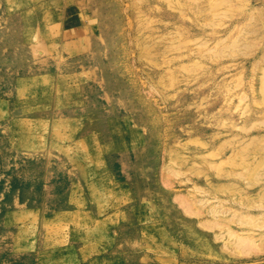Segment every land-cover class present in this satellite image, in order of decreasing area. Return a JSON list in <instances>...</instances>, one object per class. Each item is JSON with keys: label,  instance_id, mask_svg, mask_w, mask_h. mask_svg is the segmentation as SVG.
<instances>
[{"label": "rangeland", "instance_id": "1", "mask_svg": "<svg viewBox=\"0 0 264 264\" xmlns=\"http://www.w3.org/2000/svg\"><path fill=\"white\" fill-rule=\"evenodd\" d=\"M0 264H264V0H0Z\"/></svg>", "mask_w": 264, "mask_h": 264}]
</instances>
